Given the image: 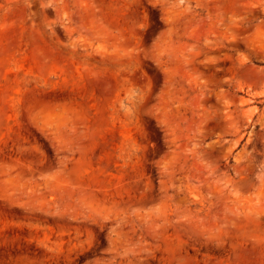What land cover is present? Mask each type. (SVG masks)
Here are the masks:
<instances>
[{"label": "rangeland", "instance_id": "374dc122", "mask_svg": "<svg viewBox=\"0 0 264 264\" xmlns=\"http://www.w3.org/2000/svg\"><path fill=\"white\" fill-rule=\"evenodd\" d=\"M0 264H264V0H0Z\"/></svg>", "mask_w": 264, "mask_h": 264}, {"label": "trees", "instance_id": "16d2710c", "mask_svg": "<svg viewBox=\"0 0 264 264\" xmlns=\"http://www.w3.org/2000/svg\"><path fill=\"white\" fill-rule=\"evenodd\" d=\"M157 25H159L160 26V22H159V20L157 19Z\"/></svg>", "mask_w": 264, "mask_h": 264}]
</instances>
